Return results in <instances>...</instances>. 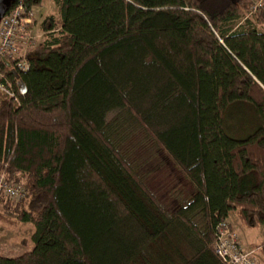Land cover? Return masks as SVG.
<instances>
[{"label":"trees","instance_id":"1","mask_svg":"<svg viewBox=\"0 0 264 264\" xmlns=\"http://www.w3.org/2000/svg\"><path fill=\"white\" fill-rule=\"evenodd\" d=\"M52 1L59 20L42 21L17 71L26 92L0 100V173L25 190L0 200L34 227L32 250L0 264H225L217 224L264 225V31L242 16L250 0ZM256 20L264 29V7ZM239 104L253 129L234 138ZM113 112L165 151L188 201L162 207L112 138Z\"/></svg>","mask_w":264,"mask_h":264},{"label":"rangeland","instance_id":"2","mask_svg":"<svg viewBox=\"0 0 264 264\" xmlns=\"http://www.w3.org/2000/svg\"><path fill=\"white\" fill-rule=\"evenodd\" d=\"M249 12L250 8L241 12L244 19L250 20L259 31H264L262 25L256 20L258 13L253 15ZM31 15L35 21L33 33L38 37L37 44L45 35L40 26L42 21L48 16L59 20L58 11L52 0H45L40 6L32 8ZM2 97L3 95L0 94V100ZM251 119H253L251 106L247 104L233 106L226 114V133L234 138L248 136L253 129V125L250 123ZM107 120L112 124L111 136L118 144L121 154L151 193L155 195L162 207L172 210L180 202L188 201L191 198L195 191L193 186L165 151L146 134L131 115L125 112H113L108 115ZM8 204L11 203L6 202L5 199L0 200V255L18 257L32 250L31 237L34 227L31 223L13 218L9 210L5 209V207H9ZM233 217V227L242 244L256 250L258 260L264 264L262 249L255 246L264 239V225L247 228L239 222L237 215L234 214ZM195 223L199 227H203L204 221L201 215L195 218ZM183 251L186 253V250L183 249Z\"/></svg>","mask_w":264,"mask_h":264},{"label":"built area","instance_id":"3","mask_svg":"<svg viewBox=\"0 0 264 264\" xmlns=\"http://www.w3.org/2000/svg\"><path fill=\"white\" fill-rule=\"evenodd\" d=\"M250 3L249 14L256 15L264 7V0H250ZM34 22L31 11H27L22 2L7 12L0 22V94L14 100H18L20 91L17 83L6 75L3 65L8 62L11 70L16 71L28 67L24 55L38 39L33 33ZM0 191L11 200L18 201L25 197L24 188L8 181L3 173H0ZM214 253L225 264H261L256 250L242 244L229 216L215 228Z\"/></svg>","mask_w":264,"mask_h":264},{"label":"water","instance_id":"4","mask_svg":"<svg viewBox=\"0 0 264 264\" xmlns=\"http://www.w3.org/2000/svg\"><path fill=\"white\" fill-rule=\"evenodd\" d=\"M12 0H0V16H1V19L2 17L4 16L5 14V11L9 5V3L11 2ZM6 65L9 67V63L6 62ZM11 72L14 74L16 80H17V86H18V89L20 91L21 94H24L26 92V86L24 85L23 81L19 79V73L12 69Z\"/></svg>","mask_w":264,"mask_h":264},{"label":"crops","instance_id":"5","mask_svg":"<svg viewBox=\"0 0 264 264\" xmlns=\"http://www.w3.org/2000/svg\"><path fill=\"white\" fill-rule=\"evenodd\" d=\"M229 217H232V219H233V221H234V217H233L232 214H230ZM239 222H240V221H239ZM243 226H244V225H243ZM244 227H246V226H244ZM247 228H248V227H247Z\"/></svg>","mask_w":264,"mask_h":264}]
</instances>
